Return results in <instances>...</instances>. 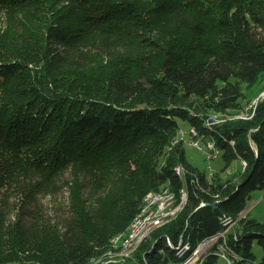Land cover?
I'll return each mask as SVG.
<instances>
[{"label": "trees", "instance_id": "1", "mask_svg": "<svg viewBox=\"0 0 264 264\" xmlns=\"http://www.w3.org/2000/svg\"><path fill=\"white\" fill-rule=\"evenodd\" d=\"M263 77L264 0H0V264H88L163 187L187 201L133 264L187 259L230 221L235 263L264 264V222L241 217L264 190V99L205 125ZM181 122L240 175L192 166Z\"/></svg>", "mask_w": 264, "mask_h": 264}, {"label": "bare ground", "instance_id": "2", "mask_svg": "<svg viewBox=\"0 0 264 264\" xmlns=\"http://www.w3.org/2000/svg\"><path fill=\"white\" fill-rule=\"evenodd\" d=\"M257 105H258V101L255 102V110H252L251 114L250 113H244L250 107V104H249V105H246L243 110H240L239 112L234 114L233 117L227 116L228 117L227 119H223V118L218 117V116H214V115L211 116L210 115L209 118L207 119L205 125H207L208 129H213L214 127L219 125L217 123H223V122L226 123L229 119H251L255 115ZM216 115H220V114H216ZM211 121H216V122H211ZM192 128H193V130L196 131L197 134H200L199 130L196 127H192ZM202 136H203V140L213 141L212 139H209L205 135H202ZM173 144H175V143L173 142ZM246 165H247L246 162L242 161V167L245 168ZM175 170L179 174L182 182L184 183L185 182V168H184V166L183 165H177L175 167ZM180 170H181V172H180ZM183 190L184 189L181 190V194L183 193ZM184 192H186V191L184 190ZM159 194H160V198H173L174 196H176V194L172 191V189L170 187H163L159 191H152V192H149L148 194H146L142 200L139 212L134 217V219L132 220V222L130 223V225L126 229V231L123 233H120L118 235H115L111 239L110 245H109L107 251L104 253V255L101 257L92 259L90 261V263H88V264H133V263H135L137 260H127V252H116V251H117L118 247H122V242H124V238L129 237L130 227L131 226H137V224L139 222V214H143L145 211V218H153V214H154V217H161L162 207H156V204H150V203H154L155 200H157V198L159 197ZM186 201H187V199L183 202V207H184ZM182 209L177 210V212L174 215V219H176L178 217V215L180 214ZM241 217H244V213L241 215ZM231 222L232 221H230L229 224ZM229 224H227V226ZM158 228H161V227H154V229H151V231L148 232L146 238L144 239L146 232H147V224H140L137 227V230L135 232V241H143V240H144V242L147 241L148 239L151 238L152 232ZM229 230H230L229 228H226L222 233H220L216 237H223V242L225 244H227V242L225 240V235ZM220 240L221 239L209 240L207 247L199 249V251L197 252V255L194 256L193 264H203V262L205 261V258L207 256H209L211 253L217 254L219 257L226 260L225 254H221L220 249L223 248V242H220ZM187 250H189V246L181 248L179 250V254L181 256H183ZM194 252H195V250H194ZM232 255H233V253L230 251V259H235L236 257H233ZM177 263H186V259L179 261ZM15 264H21V263H15Z\"/></svg>", "mask_w": 264, "mask_h": 264}, {"label": "rangeland", "instance_id": "3", "mask_svg": "<svg viewBox=\"0 0 264 264\" xmlns=\"http://www.w3.org/2000/svg\"><path fill=\"white\" fill-rule=\"evenodd\" d=\"M242 87H243V93L245 97L247 98V99L243 98V101L247 100L246 105H249L252 102H257L260 99H264V77L261 78L256 84H254L250 89H247L246 85H243ZM248 100H251V101L248 102ZM212 115L221 117L223 119L228 118L226 114L216 115V114L211 113V116ZM190 129H191V126L189 123L181 122V130L178 133V135H181V137H183V139L181 140L183 141V148L185 151V156H186L187 161L192 166L198 168L202 172H206L208 175L217 174L221 180H226L228 178H232V177L240 175L243 169L241 160L239 159L233 160L229 168L223 171L224 161L222 158V153H220L217 158L209 160L207 158V155L210 153V150H208L205 143L203 142L201 143V146L203 147L204 151H200L196 147L191 145V142L193 141V137L190 134ZM47 201L48 200H46L45 203ZM248 209H250L249 215L252 218H255L258 221L264 222V190L256 191L253 193L252 201L249 203L247 210ZM235 225H236V221H233L226 228L231 229ZM158 229H155L152 233L156 232ZM253 253L255 254L257 258L256 259L257 263L260 262L264 256V250L257 242H255L253 245ZM217 264H228V263L225 259L220 257L218 259ZM240 264H254V262L245 261Z\"/></svg>", "mask_w": 264, "mask_h": 264}, {"label": "built area", "instance_id": "4", "mask_svg": "<svg viewBox=\"0 0 264 264\" xmlns=\"http://www.w3.org/2000/svg\"><path fill=\"white\" fill-rule=\"evenodd\" d=\"M255 110V102L250 103V107L246 110L244 113H250L251 111ZM216 122V121H211ZM223 123H217L219 125L224 124ZM190 133L193 136V141L191 142V145L196 147L200 151H204L203 147L201 146V143H205L208 150H210V153L207 155V158L209 160L215 159L219 156L221 153L220 150L217 148L215 141H208L203 140V136L201 134H197L193 128L190 129ZM179 137L177 140L174 141V143L178 142L179 140L183 139L181 135H178ZM184 136V134H183ZM180 138V139H179ZM181 172V170H180ZM187 199V192H184L181 194L180 200L177 199L176 196L173 198H157L154 203L150 204H156V207H162V214L161 217H154L153 218H145V211L143 214H139V222L137 226H131L129 229V237L124 238V242H122V247H118L116 252H127V260H137V251L140 248V245L144 242L143 241H135V232L137 230V227L140 224H147V232L144 237L146 238L147 234L151 229H154V227H163L164 225L170 223L174 220V215L177 212V210H181L183 208V202ZM148 207V206H147ZM250 213V209L246 210L244 212V217ZM212 239H223V237H214ZM209 240L203 242L198 246V248L195 249V252L192 254L191 257L186 259V263H175V264H193V258L197 255V252L199 249L206 248L207 244L209 243ZM221 254H225L226 261L228 264H234L235 259H230V249H228L227 244L223 242V248L220 249ZM115 253V252H114ZM107 261V260H106Z\"/></svg>", "mask_w": 264, "mask_h": 264}]
</instances>
